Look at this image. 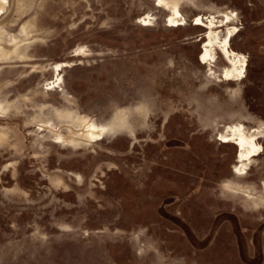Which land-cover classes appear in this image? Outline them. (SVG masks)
I'll use <instances>...</instances> for the list:
<instances>
[{"label":"rangeland","instance_id":"obj_1","mask_svg":"<svg viewBox=\"0 0 264 264\" xmlns=\"http://www.w3.org/2000/svg\"><path fill=\"white\" fill-rule=\"evenodd\" d=\"M212 39L233 63L219 43L201 62ZM65 113L108 133L60 144ZM236 126L252 159L222 141ZM247 259L264 264V0H0V264Z\"/></svg>","mask_w":264,"mask_h":264},{"label":"bare ground","instance_id":"obj_2","mask_svg":"<svg viewBox=\"0 0 264 264\" xmlns=\"http://www.w3.org/2000/svg\"><path fill=\"white\" fill-rule=\"evenodd\" d=\"M170 3H171L170 8L175 12V14L177 16H180L179 12L177 11V9H179V8H177V3H175L174 1L173 2L171 1ZM170 20H171V22H174V18L170 19ZM202 20L204 21V19H202ZM217 36H218V34H217ZM213 38H214V36H213ZM216 43H219V42H217L216 39H215V41L212 39L211 41H209L208 45L204 46V50H203L201 57H200L201 62L203 64H208L210 61L212 62V54H211V51L209 48H211L213 46V44L215 45ZM220 45H221L220 48H221L224 56L226 58H228V60H230L231 63H233L232 57H234L236 54L229 49L228 40L223 41ZM60 68H62V67H60ZM60 117L64 121L71 120V124L68 126L69 127V133L67 135L62 134L60 128L59 129L57 128L54 130V132L58 135V143H60V144L64 143L65 141L70 143L73 146L80 145L83 143H87L89 141H92V143H96V142L103 140L105 138L106 134L108 133V130H109L107 127L101 126V125L97 124L95 121H92L87 116H80L77 119L76 118L74 119V118H72L73 116H71L70 114L68 115V113L67 114L65 113V114H61ZM79 126L81 127L80 129L76 128ZM229 132H230V134L228 136L224 137V139L222 141L224 143L233 142L237 146H239V148L242 151L241 159H247V158L252 159V157L257 155V152L259 151L260 147H259V144L257 143L258 140H257L256 135H253L252 133H249V134L246 133L245 128L241 127V126L229 127ZM65 144H67V143H65ZM248 168H249V166H248ZM236 170H238L240 175L245 174L244 170L239 169V167H236Z\"/></svg>","mask_w":264,"mask_h":264},{"label":"crops","instance_id":"obj_3","mask_svg":"<svg viewBox=\"0 0 264 264\" xmlns=\"http://www.w3.org/2000/svg\"><path fill=\"white\" fill-rule=\"evenodd\" d=\"M209 246V245H208ZM247 246L249 247V243H247ZM207 247V246H206ZM239 248H240V252L241 254L246 253V243H239ZM262 253V252H261ZM249 264H252V261L250 259L246 260ZM261 263H263V259L261 261Z\"/></svg>","mask_w":264,"mask_h":264}]
</instances>
